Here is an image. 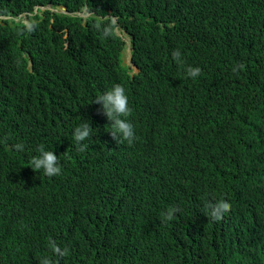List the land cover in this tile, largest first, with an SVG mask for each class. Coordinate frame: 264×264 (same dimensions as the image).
Returning <instances> with one entry per match:
<instances>
[{
	"label": "trees",
	"instance_id": "1",
	"mask_svg": "<svg viewBox=\"0 0 264 264\" xmlns=\"http://www.w3.org/2000/svg\"><path fill=\"white\" fill-rule=\"evenodd\" d=\"M149 3V18L167 3L179 21L169 26L153 16L143 26L136 25L133 0H0L6 14L39 5L62 7L68 14L84 9L90 13L82 19L47 9L28 17L29 49L46 60L58 49L54 29L67 26L84 34L76 55L60 58L68 63L75 59V67L83 71L80 83L58 80L51 85L39 65L21 82L25 66L2 59L16 39L0 37V165L7 163L11 170V178L0 184V264H39L43 256L51 264H264V194L255 198L236 190L216 193L231 205L220 222L208 224L216 251L203 239L204 224L196 234L184 223L196 205L188 180L198 175L197 161L204 154L196 160L188 157L187 162H193L180 172L158 168L155 151L137 137L121 145L104 132L89 137L83 152L73 144L71 127L66 126L73 122L70 113L92 107L96 95L120 83L131 114L147 105L170 106L176 112L170 131L197 118L201 134L227 150L247 127L264 157V0ZM161 26L171 31L167 44L156 34ZM115 28L133 37L131 58L141 69L132 79L120 65L122 42ZM173 49L181 51L185 65L199 66L196 78L187 77L171 59ZM237 65L243 67L233 72ZM95 108L100 110L99 105ZM229 112L239 121L218 126V114ZM17 142L23 143V151L12 148ZM37 145L58 155L59 175L46 177L30 168ZM184 174L187 182L181 185L177 175ZM37 185L50 191L46 218L38 213L46 202L33 199ZM171 207L176 211L166 220L163 213ZM248 209L252 212L245 229L257 217V244L235 232L238 216ZM52 242L67 253L57 256Z\"/></svg>",
	"mask_w": 264,
	"mask_h": 264
},
{
	"label": "clouds",
	"instance_id": "2",
	"mask_svg": "<svg viewBox=\"0 0 264 264\" xmlns=\"http://www.w3.org/2000/svg\"><path fill=\"white\" fill-rule=\"evenodd\" d=\"M133 2L137 7L134 12V22L136 25L143 26L153 16L161 17L169 26L179 21L178 14L167 3L161 4L159 8L152 12L149 18L147 13L148 8L151 7L149 0H133ZM47 9L57 13L63 12L64 14H68L64 8L52 7L50 5L33 6L31 11L17 15L2 13L0 10V37L2 39H16V42L9 46L4 55H2V59L3 61L17 60L25 66V74L21 82L39 65L42 73L51 85H54L58 80H76L80 83L79 78L83 71L80 67H75V59L72 58L69 60L71 63H68L60 60V58H69L76 55L84 34H76L67 26L54 29L58 49L49 60H46L42 55H37L33 47L29 49V34L32 28V21L28 17L34 16L37 10L44 11ZM68 15L84 19L90 13L84 9L81 13ZM49 29H52L51 25ZM107 32L108 29L105 28L104 33L107 34ZM114 32L122 42L120 65L126 70L130 79H132L141 69L131 58L133 37L126 31H119L117 28L114 29ZM156 34L167 44L171 31L161 26ZM70 36L76 37V41H73ZM16 46L19 48V52L15 51ZM127 49L129 54L128 64H124V52ZM122 52L123 60H121ZM170 56L177 65L182 66L184 74L187 77L196 78L199 75L201 71L199 66L185 65L179 49H173L170 52ZM38 59L39 62L37 61ZM242 67L243 65H237L232 71L236 72ZM91 105L92 107L72 111L69 117L73 119V122L71 124L66 123V126L71 127L70 134L73 144L78 151L83 152L88 148L86 141L89 137L103 136L104 132H106L109 139L113 138L115 141L118 139L121 145L125 141L130 144L137 137L138 141L140 140L144 145L155 151V163L158 168L164 165L166 168L183 172L193 162L191 160L187 162L188 157L192 156L191 159L196 160L202 154L205 155L204 159L197 161L196 172L198 175L188 180L190 194L196 205L192 218L185 220L184 223L196 234L204 224L203 239L213 249V243L208 235V224L220 222L231 209L230 202L226 198L217 199L216 193L219 191L229 192L236 190L243 196H254L255 198L260 194H264L263 153L255 142L251 140L247 127L239 136L235 147L230 150L211 143L208 138L202 135L203 127L196 124L197 118H193L191 122L184 121L181 126L175 127V131H170L168 128L169 121L171 120V116L176 114L170 106L162 105L154 107L147 105L142 111L131 114L126 90L120 83H114L101 91L92 99ZM98 105L101 111L95 108ZM216 120L219 124L218 126L226 122L233 125L239 121L236 114L232 112H229L227 115L218 114ZM204 128L207 129L206 127ZM204 140H207V142L202 145L201 143ZM195 146H198L200 149H197ZM205 147L210 148V152L206 151ZM12 148L16 151H23L24 145L17 142L12 145ZM178 158L184 159V162H179ZM204 161L211 165H204ZM223 162L226 164L217 167V165ZM30 165L31 169L42 171L46 177L59 175L61 172L58 155L54 154L52 149L45 148L44 145H37L35 154L30 159ZM206 174H210V177H205ZM10 178L11 170L7 163H3L0 165V184H3ZM184 178L186 180L185 174ZM151 193L155 194L154 192ZM33 199L46 202V207L38 210V213L46 218L51 200L50 191L47 186L44 185L43 188L39 185L35 186ZM175 211V207L167 209L163 213L164 218L170 220ZM251 212L248 209L238 216L235 223V232L238 238L245 237L257 244L260 236V231L256 226L257 217L250 222L249 228L245 229L246 219ZM185 242L189 243L191 241L187 239ZM52 246L57 256H64L67 253L66 248H61L55 242H52ZM39 264H51V260L49 257L43 256L40 258Z\"/></svg>",
	"mask_w": 264,
	"mask_h": 264
},
{
	"label": "bare ground",
	"instance_id": "3",
	"mask_svg": "<svg viewBox=\"0 0 264 264\" xmlns=\"http://www.w3.org/2000/svg\"><path fill=\"white\" fill-rule=\"evenodd\" d=\"M215 25H218V23L216 22ZM178 161H179V162H184V159H182V158H178ZM219 165H220V164H219ZM219 165H217V167H218ZM177 177H178V179H179V184L183 185L185 182H187V181H185V179H184L183 177H181V176H179V175H177ZM204 178H205V177H204Z\"/></svg>",
	"mask_w": 264,
	"mask_h": 264
},
{
	"label": "rangeland",
	"instance_id": "4",
	"mask_svg": "<svg viewBox=\"0 0 264 264\" xmlns=\"http://www.w3.org/2000/svg\"><path fill=\"white\" fill-rule=\"evenodd\" d=\"M128 58H129V54H128V49H127L124 52V64H128ZM121 60H123V52H122Z\"/></svg>",
	"mask_w": 264,
	"mask_h": 264
}]
</instances>
